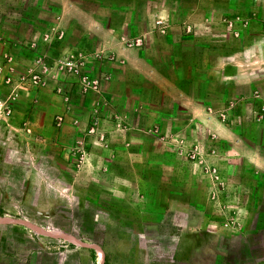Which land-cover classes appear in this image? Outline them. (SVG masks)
I'll return each instance as SVG.
<instances>
[{
  "label": "rangeland",
  "instance_id": "rangeland-1",
  "mask_svg": "<svg viewBox=\"0 0 264 264\" xmlns=\"http://www.w3.org/2000/svg\"><path fill=\"white\" fill-rule=\"evenodd\" d=\"M0 264H264V0H0Z\"/></svg>",
  "mask_w": 264,
  "mask_h": 264
},
{
  "label": "crops",
  "instance_id": "crops-1",
  "mask_svg": "<svg viewBox=\"0 0 264 264\" xmlns=\"http://www.w3.org/2000/svg\"><path fill=\"white\" fill-rule=\"evenodd\" d=\"M158 16H159V18L157 19V21L159 23H161L163 20V17H161L159 14H158ZM204 218H205V216H199L197 218V220H195V222L197 221L199 223V228H197V224H195L194 227L192 226L193 227L192 230L185 231L186 233L183 236H181L180 245H179L178 249L176 250V254L178 256L184 255L189 251L190 244H191L189 242H193V239H195L197 237V235L200 234V232H202V224L205 220Z\"/></svg>",
  "mask_w": 264,
  "mask_h": 264
}]
</instances>
